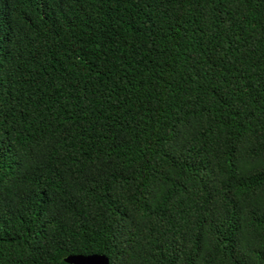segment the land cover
Listing matches in <instances>:
<instances>
[{"label":"trees","instance_id":"1","mask_svg":"<svg viewBox=\"0 0 264 264\" xmlns=\"http://www.w3.org/2000/svg\"><path fill=\"white\" fill-rule=\"evenodd\" d=\"M264 264V0H0V264Z\"/></svg>","mask_w":264,"mask_h":264},{"label":"water","instance_id":"2","mask_svg":"<svg viewBox=\"0 0 264 264\" xmlns=\"http://www.w3.org/2000/svg\"><path fill=\"white\" fill-rule=\"evenodd\" d=\"M67 264H109V260L104 255H70L65 259Z\"/></svg>","mask_w":264,"mask_h":264}]
</instances>
